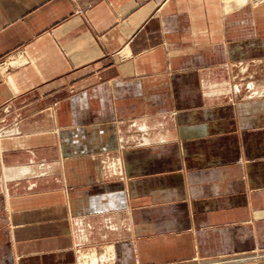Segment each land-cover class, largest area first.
<instances>
[{"label":"crops","instance_id":"obj_1","mask_svg":"<svg viewBox=\"0 0 264 264\" xmlns=\"http://www.w3.org/2000/svg\"><path fill=\"white\" fill-rule=\"evenodd\" d=\"M248 30L264 36V0H0V264H264L262 125L238 184L161 173L199 154V109ZM131 125L143 150L109 183Z\"/></svg>","mask_w":264,"mask_h":264},{"label":"rangeland","instance_id":"obj_2","mask_svg":"<svg viewBox=\"0 0 264 264\" xmlns=\"http://www.w3.org/2000/svg\"><path fill=\"white\" fill-rule=\"evenodd\" d=\"M250 33L251 31L248 30L246 39L230 44V47L236 50L230 52V72L226 68L216 67L214 89L210 92L211 98L206 105L209 108H201L198 112L200 123L197 125L199 138L197 146H199V154L183 156L181 159L179 156L171 155L174 154V151H171L169 156L164 158L167 164L161 173L165 178H172L182 183L184 175L186 184H218L220 177L225 175L223 180L227 184H238L236 180H233L235 174H237V179L239 177L240 169L238 170V167L255 162V159L248 157L246 153L255 150V146L252 145L249 138L255 136L256 127L261 125L264 127V36L250 37ZM11 68L12 61L5 58L0 60V71L4 70L3 72L8 73ZM9 112V110L5 114L2 112L1 118L4 123H0L1 131L12 124L13 118L10 116L13 114ZM258 121L262 124H257ZM129 127V136L132 138L123 142L114 141V147H117L116 151L119 154L114 156V169L109 168L107 163L103 168L104 174L107 176L106 181L109 183L128 184V180H130L128 178L125 180L121 151L143 150L144 143L141 132L136 125ZM212 130L214 132H211ZM209 132L211 134L208 135ZM244 132L248 136L246 140H240L239 136L244 135ZM222 133H225L226 138H219ZM208 150H211L214 156L210 155ZM157 152L152 151L150 156L158 157L160 154ZM103 159L106 161L105 158ZM176 159L183 160L181 161L182 166L179 168H176ZM111 161L107 160L106 162L110 165ZM179 175H181V179L177 177ZM139 182L136 184H140ZM166 183H169V180H166ZM15 186L16 184L9 183L7 189L11 192L23 190L22 187L16 189Z\"/></svg>","mask_w":264,"mask_h":264}]
</instances>
